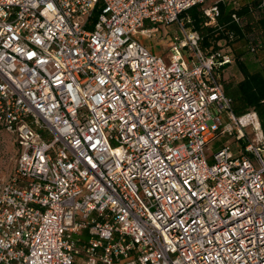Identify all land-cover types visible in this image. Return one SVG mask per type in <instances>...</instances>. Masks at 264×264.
Returning <instances> with one entry per match:
<instances>
[{
  "label": "built area",
  "instance_id": "built-area-1",
  "mask_svg": "<svg viewBox=\"0 0 264 264\" xmlns=\"http://www.w3.org/2000/svg\"><path fill=\"white\" fill-rule=\"evenodd\" d=\"M207 1L0 0V132L18 148L0 264H264L259 117L225 92L232 56L180 19L201 6L215 25ZM171 24L165 63L141 38Z\"/></svg>",
  "mask_w": 264,
  "mask_h": 264
},
{
  "label": "trees",
  "instance_id": "trees-1",
  "mask_svg": "<svg viewBox=\"0 0 264 264\" xmlns=\"http://www.w3.org/2000/svg\"><path fill=\"white\" fill-rule=\"evenodd\" d=\"M263 1L252 0L249 5L240 8H233L224 2H218V16L215 25L206 24L208 19L201 6L191 7L180 16V19L185 22L186 27L200 34L202 49L213 47L211 40L217 43L246 38L249 42V51L254 53L261 46L260 38L264 37V7H261ZM233 16L237 18V22ZM213 48L218 49L219 47L214 45ZM251 48H254V51H251ZM227 52L232 56L241 75V79L232 92L225 90L233 100V110L237 116L254 110L259 117L264 135V70L262 68L252 69L246 62L240 61L238 56L234 57L231 51Z\"/></svg>",
  "mask_w": 264,
  "mask_h": 264
},
{
  "label": "rangeland",
  "instance_id": "rangeland-1",
  "mask_svg": "<svg viewBox=\"0 0 264 264\" xmlns=\"http://www.w3.org/2000/svg\"><path fill=\"white\" fill-rule=\"evenodd\" d=\"M217 1L219 0H209L203 5V8L210 7L214 5V3ZM222 1L225 4L232 6L233 8H240L244 5H249L252 2V0ZM175 38H181V34L179 33L176 24H171L169 26H158V31L154 35H151L150 38H141V42L144 45H149L153 49L155 54L161 55L163 61L167 63L169 57V49ZM263 40L264 37H261L259 40L262 42L261 46L258 47L256 52L254 53H251L249 51V42L248 40H246V38L238 39L232 42L219 41L217 43H214L213 40H211V46L214 47L215 45L226 51H231L234 57L238 56L240 61L246 62V64L252 69L262 68L264 70ZM240 79V72L236 64L233 62V64L226 70L224 81L225 90L232 92ZM223 142L225 143V145L229 144V142H225L224 140ZM214 145L215 144H212L211 147H213ZM261 155L264 157V151L261 153ZM17 157L18 148L16 146L13 136L6 132H0V179L5 180L10 176V174L15 168Z\"/></svg>",
  "mask_w": 264,
  "mask_h": 264
},
{
  "label": "crops",
  "instance_id": "crops-1",
  "mask_svg": "<svg viewBox=\"0 0 264 264\" xmlns=\"http://www.w3.org/2000/svg\"><path fill=\"white\" fill-rule=\"evenodd\" d=\"M146 46H147V45H146ZM147 47H149V49H151V51L154 52L153 49H152L149 45H148ZM154 53H155V52H154Z\"/></svg>",
  "mask_w": 264,
  "mask_h": 264
}]
</instances>
